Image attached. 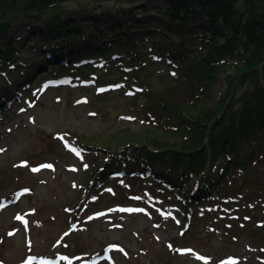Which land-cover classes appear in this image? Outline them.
<instances>
[{
	"label": "rangeland",
	"instance_id": "374dc122",
	"mask_svg": "<svg viewBox=\"0 0 264 264\" xmlns=\"http://www.w3.org/2000/svg\"><path fill=\"white\" fill-rule=\"evenodd\" d=\"M61 6L68 11L87 10L81 21H88V15L101 14L99 28L106 30L109 39L110 31L120 22H139L142 29L135 33L137 41L148 43L141 48L149 51L157 44L168 51L165 58L173 61L168 54L176 52L179 39L150 25L158 17L146 2L61 0ZM65 19L75 21L73 15ZM44 23L25 19L13 25L9 40L22 52L20 65L0 73V264H264L251 242L233 244L220 225L206 219H193L190 230L196 227L198 234L178 250L173 249L182 229L175 214L181 216V211L152 194L150 186L142 188L140 181L133 186L124 178L110 177V153L98 141L87 146L76 137L111 134L123 128L141 134L143 125L131 112L133 92L125 86V94L116 87L110 96L100 94L98 81L106 79L103 71H89L84 81L59 78L51 83V78L63 76L56 58L47 55L56 51L60 41L49 35ZM157 35L161 37L151 38ZM82 36L72 45L83 52V40H89L90 32L84 29ZM189 44L193 45L194 39ZM69 47L64 46L61 54L68 53ZM236 62V58L228 59L226 72H233ZM170 68L159 64L150 69L157 87L161 88L160 76L173 73ZM224 89V77L220 76L214 99L206 103V108L216 106ZM171 141L176 142L174 138ZM124 167L140 174L129 164ZM18 175L22 178L16 179ZM203 179H174L170 187L177 189L174 195L183 198L186 207L197 206L201 199L194 197L202 187L205 194L214 192L220 172L214 169ZM125 192L130 193L128 200L112 199L127 195ZM99 198L98 205L91 204ZM130 198L135 200L131 202ZM83 202L87 205L82 206ZM61 208L69 215L64 217ZM199 209L202 216L211 210ZM70 225L75 232L62 240ZM74 235L85 242L81 253L74 251V245L70 251L65 249Z\"/></svg>",
	"mask_w": 264,
	"mask_h": 264
},
{
	"label": "trees",
	"instance_id": "16d2710c",
	"mask_svg": "<svg viewBox=\"0 0 264 264\" xmlns=\"http://www.w3.org/2000/svg\"><path fill=\"white\" fill-rule=\"evenodd\" d=\"M59 1L0 0V71L19 63L22 52L8 37L13 25L25 19L44 21L51 37L70 45L68 53L61 55L69 56L71 62L75 54L80 59L105 61L108 79L104 84L137 89L130 104L143 125L141 134L124 128L111 134L76 137L88 146L98 141L110 153L107 166L111 171L124 172L127 164L142 171L144 175L139 176L130 170L126 178L165 189L163 197L168 201L175 190L166 185L174 179L204 181L206 174L218 168L217 189L205 194L202 187L194 197L201 202L184 219L201 221L199 207H211L205 213L206 221L220 225L233 244L251 242L264 261V0H128L150 4L158 17L150 25L179 39L176 52L170 55L177 66L167 61L168 51L157 44L150 52L140 47L143 44L134 34L142 29L139 22H120L110 31L109 39L106 30L99 28L102 15H88V21H81L87 10L68 11ZM158 1L162 7L154 6ZM143 8L148 10L145 5ZM67 15H73L75 21H67ZM84 29L90 36L84 38L82 52L72 44L83 39ZM157 37L161 35L152 36ZM197 37L200 42L190 45ZM105 38L109 40L104 43ZM229 58L237 59L233 73L226 72ZM159 64L177 73L175 77L160 76L161 88L150 72ZM58 69L72 74L76 67L70 63ZM220 76L225 89L216 106L206 108L214 99ZM15 177L21 179L22 175ZM173 203L180 201L174 199ZM61 213L67 216L64 210ZM197 234L194 227L185 238H175L174 248ZM73 242L76 252L84 251L80 237L74 236Z\"/></svg>",
	"mask_w": 264,
	"mask_h": 264
},
{
	"label": "snow or ice",
	"instance_id": "6c2138e0",
	"mask_svg": "<svg viewBox=\"0 0 264 264\" xmlns=\"http://www.w3.org/2000/svg\"><path fill=\"white\" fill-rule=\"evenodd\" d=\"M129 119H132V118L129 117ZM47 167H51V166L50 165H47ZM37 170L38 169H33V171H37ZM25 191H27V190H25ZM16 219L20 220V219H22V217L17 216ZM26 224H27V222L25 221V225ZM10 235H11V233H10ZM121 251H122V249H121ZM63 259H66V257H64ZM201 259H203V257H201ZM29 264H30V262H29Z\"/></svg>",
	"mask_w": 264,
	"mask_h": 264
}]
</instances>
